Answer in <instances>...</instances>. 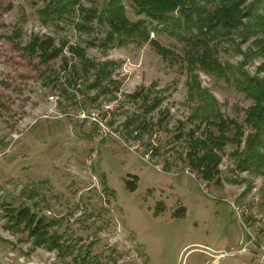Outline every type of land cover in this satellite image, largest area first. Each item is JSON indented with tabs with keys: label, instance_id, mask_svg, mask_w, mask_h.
I'll return each instance as SVG.
<instances>
[{
	"label": "rangeland",
	"instance_id": "rangeland-1",
	"mask_svg": "<svg viewBox=\"0 0 264 264\" xmlns=\"http://www.w3.org/2000/svg\"><path fill=\"white\" fill-rule=\"evenodd\" d=\"M79 1L99 11L106 2ZM122 2L130 20L143 18ZM41 6L0 0V264H86L74 260L77 253L93 264H264V174L239 171L233 154L251 130L245 112L253 104L235 86L238 74L225 79L191 64L189 46L165 32H150L165 56L142 40L115 41L105 50L99 41L107 26L98 18L88 30L74 25L77 13L42 24ZM35 33L66 43L50 63L52 80L22 49ZM250 41L237 29L210 45L223 68L240 65L254 76L261 56L245 58ZM77 44L94 63L111 62L99 85L94 68L81 72L70 53ZM63 54L78 74L64 70ZM193 81L243 129L238 147L235 141L223 147L219 174L209 182L188 164L194 126L187 118L198 103L188 89ZM135 90L157 94L161 104L143 113L141 98L129 96ZM90 106L116 136L100 138L94 124L79 120L77 110ZM21 205L50 222L63 250L36 246L27 230L10 225L5 207Z\"/></svg>",
	"mask_w": 264,
	"mask_h": 264
},
{
	"label": "trees",
	"instance_id": "trees-1",
	"mask_svg": "<svg viewBox=\"0 0 264 264\" xmlns=\"http://www.w3.org/2000/svg\"><path fill=\"white\" fill-rule=\"evenodd\" d=\"M41 1L43 6L37 8V14L42 24L77 13L80 20L74 25L76 28L88 30L87 23L93 18H98L107 26L103 40L99 41V45L105 50L115 41L120 46L133 40H142L149 41L159 54L165 56L168 50L150 38V32H165L189 46L191 64L199 63L205 71H213L215 75L225 79H229L228 73L238 74L233 79L234 84L253 104L245 112V124L250 125L251 130L246 135L243 147L233 152L236 168L239 171L264 174V0H129L134 14L143 17L135 21L127 17L122 0H106L100 11L94 7L87 8L79 0ZM246 1L245 6H242ZM146 22L151 24L150 28L146 26ZM237 29L246 37H251L244 51L245 58L261 56L257 74L254 76H249L240 65L235 67L228 64L223 68L215 58L217 50L210 45L214 36L228 35ZM65 44V41L56 43L53 36L35 33L22 49L30 55H36L39 64L45 66L40 75L45 80H52L51 75L55 70L50 63L62 55ZM69 51L79 57L81 72L87 73L89 69L94 68L93 84L99 85L100 80L108 75L111 64L109 60L94 63L86 57L84 48L78 44L70 46ZM61 59L64 70L69 68L68 71L79 73L76 65L69 63L64 54ZM258 72H262V76ZM67 79L65 77L63 81ZM188 89L198 95V103L187 118L194 126L193 130L189 131L188 164L197 170L204 181L209 182L219 174L218 165L221 162L220 152L223 147L233 141L238 147L242 142L243 129L236 120L222 115L212 94L202 89L198 82L193 81L188 85ZM129 96L141 98V110L145 114L155 110L162 101L157 94L150 97L140 90L131 92ZM201 126L203 129L200 134L195 135L194 130L200 129ZM126 187L133 190V182L127 181ZM5 211L10 225L16 228L22 226L27 230L34 245L63 250L60 235L56 230L49 229L50 222L31 212L29 206L5 207ZM74 260L86 264L94 263L89 255L82 253H77Z\"/></svg>",
	"mask_w": 264,
	"mask_h": 264
},
{
	"label": "built area",
	"instance_id": "built-area-1",
	"mask_svg": "<svg viewBox=\"0 0 264 264\" xmlns=\"http://www.w3.org/2000/svg\"><path fill=\"white\" fill-rule=\"evenodd\" d=\"M50 97L52 99L54 95ZM76 116L80 121H87L94 124L100 138L116 136V132L113 127L109 125L106 116H103L95 106L80 108L77 110Z\"/></svg>",
	"mask_w": 264,
	"mask_h": 264
}]
</instances>
